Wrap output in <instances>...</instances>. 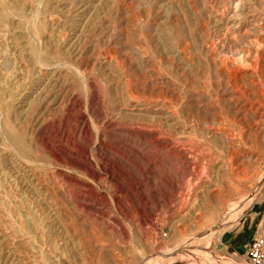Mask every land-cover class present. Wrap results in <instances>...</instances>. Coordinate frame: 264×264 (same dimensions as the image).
Masks as SVG:
<instances>
[{
	"label": "rangeland",
	"instance_id": "rangeland-1",
	"mask_svg": "<svg viewBox=\"0 0 264 264\" xmlns=\"http://www.w3.org/2000/svg\"><path fill=\"white\" fill-rule=\"evenodd\" d=\"M0 1V122L12 128L0 143V264H138L140 251L162 256L150 264H251L245 246L264 228V0ZM148 122L191 140L175 161L156 159L151 184L146 161L156 156L136 128ZM186 177L204 184L194 200ZM135 178L145 199L106 208L105 190ZM250 189L216 243L191 242ZM84 192L108 214L80 210ZM24 213L33 225L20 230Z\"/></svg>",
	"mask_w": 264,
	"mask_h": 264
},
{
	"label": "bare ground",
	"instance_id": "bare-ground-1",
	"mask_svg": "<svg viewBox=\"0 0 264 264\" xmlns=\"http://www.w3.org/2000/svg\"><path fill=\"white\" fill-rule=\"evenodd\" d=\"M207 1V0H206ZM215 1V0H214ZM213 1V2H214ZM1 2V1H0ZM6 4V3H5ZM233 5V4H232ZM235 5H237V4H235ZM29 6V5H28ZM209 6V5H208ZM243 6V5H242ZM217 7V6H216ZM227 7H228V5H227ZM194 8V7H193ZM237 9V8H236ZM240 9V8H239ZM243 11V10H242ZM235 12V11H234ZM233 12V13H234ZM215 13V12H214ZM240 13V12H239ZM233 15V14H232ZM238 15V14H237ZM241 15V14H240ZM239 15V16H240ZM227 16V15H226ZM242 16V15H241ZM253 16V15H252ZM249 17V16H248ZM228 18V17H227ZM230 18V17H229ZM260 19V18H259ZM222 20V19H221ZM17 21V20H16ZM222 22H223V20H222ZM222 22H221V24H222ZM235 22V21H234ZM245 22V21H244ZM231 23V22H230ZM238 23V22H237ZM241 23V22H240ZM220 24V25H221ZM224 25H228L229 24V22H228V20H225L224 21V23H223ZM243 24V23H242ZM249 24V23H248ZM219 26V25H218ZM229 26V25H228ZM230 26L234 29V30H241V29H243L244 28V26H243V28H241V27H239L238 26V24L236 25L235 23H232V25L230 24ZM229 26V27H230ZM242 26V25H241ZM225 28H226V26H224ZM221 28V27H220ZM224 28V29H225ZM223 29V30H224ZM244 29H246V28H244ZM255 29V28H254ZM262 29V28H261ZM264 29V28H263ZM247 30V29H246ZM225 31V30H224ZM242 31V30H241ZM240 31V32H241ZM230 32V31H229ZM232 32V31H231ZM234 32V31H233ZM223 33V32H222ZM239 33V32H238ZM246 33V32H245ZM242 34V33H241ZM233 35V34H232ZM244 36V35H243ZM246 36V35H245ZM218 38V37H217ZM232 40V39H231ZM260 40V39H259ZM38 43H39V41H38ZM232 44V43H231ZM41 46V45H40ZM42 47V46H41ZM30 48V47H29ZM259 48V47H258ZM144 49V48H143ZM31 50V49H30ZM40 50H42V49H40V48H36V55H37V57H38V60H39V56H40ZM205 51V50H204ZM263 51V50H262ZM143 52V51H142ZM225 53V52H224ZM223 53V54H224ZM241 53V52H240ZM225 55V54H224ZM243 57H244V54H243ZM74 58V57H73ZM237 58V57H236ZM258 58V57H257ZM239 59V58H238ZM243 60V59H242ZM151 62V61H150ZM226 62V61H225ZM229 62V61H228ZM221 63V62H220ZM236 63V62H235ZM222 64V63H221ZM225 64V63H224ZM227 64V63H226ZM231 64L232 63H230L229 65L231 66ZM10 66V65H9ZM181 66V65H180ZM225 66V65H224ZM232 66H233V64H232ZM155 67V66H154ZM228 67V66H227ZM234 67H235V65H234ZM47 69L46 67H44V65L40 62V60H39V66H38V72H40V71H42L43 69ZM222 69H223V67H222ZM225 69V68H224ZM3 70V69H2ZM7 70H8V68H7ZM6 70V71H7ZM59 70V69H58ZM226 70V69H225ZM6 71H5V73H6ZM47 71V70H46ZM33 72H34V70H33ZM224 72V71H223ZM5 73H3V74H5ZM42 73V72H41ZM43 74V73H42ZM228 74H229V76L233 79V81L236 83L237 82V79H238V71L234 68V69H232V70H230L229 71V69H228ZM7 76V75H6ZM75 76V75H74ZM162 76V75H161ZM5 77V76H4ZM4 77H3V79H4ZM1 78H2V76H1ZM1 78H0V80H1ZM56 79V78H55ZM231 79V80H232ZM7 80V79H6ZM161 80V79H160ZM165 81V80H164ZM189 84V83H188ZM228 84H229V82H228ZM237 85H238V82H237ZM84 86H85V89L87 88V86H86V83H84ZM232 86V85H231ZM230 86V87H231ZM1 88V87H0ZM16 88V87H15ZM41 88V87H40ZM3 89V88H2ZM25 90V89H24ZM132 90V89H131ZM233 90V89H232ZM237 91H238V89H236ZM2 91V90H1ZM23 91V90H22ZM40 91V90H39ZM4 92V91H3ZM18 92V91H17ZM20 92H21V90H20ZM20 92H18L19 94H20ZM25 92V91H24ZM27 92V91H26ZM38 92V91H37ZM233 92V91H232ZM245 92H247V90L245 91ZM244 92V93H245ZM261 92V91H260ZM5 93V92H4ZM12 93V92H11ZM23 93V92H22ZM30 93V92H29ZM129 93V92H128ZM241 93V92H240ZM249 93V92H248ZM247 93V94H248ZM256 93V92H255ZM254 93V94H255ZM257 93H259V92H257ZM168 94V93H167ZM236 94V93H235ZM21 95V94H20ZM19 95V96H20ZM26 95V94H25ZM238 95V94H237ZM253 95V94H252ZM262 95V94H261ZM54 96V95H53ZM246 96V95H245ZM249 96V95H248ZM254 96V95H253ZM257 96H258V94H257ZM6 97H7V95H0V114H1V116L3 117V113L5 112V110H6V108H4V106H3V101L2 100H5L6 101ZM24 97V96H23ZM29 97H31V96H29ZM33 97V96H32ZM259 97H261V96H259ZM263 97V96H262ZM235 98V97H234ZM252 98V97H251ZM17 99H18V96H17ZM32 99V98H31ZM236 99V98H235ZM11 100V99H10ZM247 100V99H246ZM263 100V99H262ZM27 101V100H26ZM133 101V100H132ZM147 101V100H146ZM248 101V100H247ZM259 101L261 102V100L259 99ZM264 101V100H263ZM262 101V102H263ZM23 102V101H22ZM138 102H139V100H138ZM251 102V101H250ZM253 103H254V101H252ZM146 103V102H145ZM149 103V102H148ZM147 103V104H148ZM252 103V104H253ZM137 104V103H136ZM146 104V105H147ZM256 104V103H255ZM47 105V104H46ZM45 105V106H46ZM247 105V104H246ZM86 106H87V108H88V106H89V102H88V96H87V102H86ZM258 107H259V105H257ZM256 106V107H257ZM121 107V106H120ZM257 107V108H258ZM263 107V106H262ZM245 108H247L246 106H245ZM45 109V108H44ZM249 110H250V108H249ZM258 110V109H257ZM256 110V111H257ZM8 111V110H7ZM243 111H244V109H243ZM251 111V110H250ZM256 111H253V113L254 112H256ZM262 111H264V110H262ZM42 112V111H41ZM245 112V111H244ZM126 113V112H125ZM261 113V112H260ZM263 113V112H262ZM257 114V113H256ZM175 115V114H174ZM261 116H262V114H260ZM158 116V115H157ZM256 116H259V115H256ZM163 118V117H162ZM165 118V117H164ZM154 119V118H153ZM175 119V118H174ZM1 120V119H0ZM41 120V119H40ZM177 120V119H176ZM160 121V120H159ZM162 122V121H161ZM164 122V121H163ZM39 123V122H38ZM37 124V123H36ZM110 124V123H109ZM165 124H166V122H165ZM135 125V124H134ZM65 124H63V125H61V129H62V132L60 133L61 135H64V132H63V130H64V128H65ZM163 126V125H162ZM158 122H148V123H139L137 126H136V128L138 129V130H142L143 132H145L146 133V135H141V137L139 138L140 140H142V143H143V145H146L147 147L146 148H148V149H150V151L152 150L153 152H154V154H155V158H152V159H149V160H147L146 161V164H147V169H150V172H148V173H146V175H147V180H149V183L150 182H153L154 180H157L158 179V177L155 175V173L152 171V169H151V167L152 166H155V164L157 163H155V161H156V159H159L162 155H164L165 154V156H167V157H169L170 159L169 160H171V161H175V159L177 158V156L178 155H180V151L178 150V148H180L181 146H190L189 144H191L190 143V139L189 138H187L186 136H183V135H178V134H172V133H170V132H168L167 130H164L163 129V127H162ZM39 127V126H38ZM37 127V128H38ZM41 127V126H40ZM130 128H132L131 126H129ZM128 127V128H129ZM256 127V126H255ZM135 128V127H134ZM259 128V127H258ZM12 129V128H11ZM10 129V130H11ZM10 130L7 128V127H5V126H3L2 124H1V122H0V143H3V144H7L8 143V140L9 139H7L8 137H7V135L9 134L10 135ZM17 130V129H16ZM12 131H15L14 129L12 130ZM38 131V130H37ZM74 131H76V129L74 130ZM134 131V130H133ZM79 132H80V130H79ZM131 132H132V130H131ZM75 133V132H74ZM133 133V132H132ZM219 133H220V131H219ZM95 134H96V137L98 138L99 137V135H100V132H99V130H98V127H95ZM224 135V134H223ZM66 137V136H65ZM100 139V138H99ZM134 139H135V137H134ZM65 140H67V138L65 139ZM139 141V140H138ZM193 141V140H192ZM140 142V141H139ZM23 144V143H22ZM46 144V143H45ZM138 144V143H137ZM15 146H16V144H15ZM197 146V145H196ZM73 147V146H72ZM197 147H199V146H197ZM202 147V146H201ZM4 148H7L6 146H4ZM9 148V147H8ZM7 148V149H8ZM74 148V147H73ZM183 148V147H182ZM50 149V148H49ZM101 149V148H100ZM186 149V148H185ZM205 149V148H204ZM181 150V149H180ZM187 150V149H186ZM194 150V149H193ZM196 150H198V149H196ZM202 150V149H201ZM200 150V151H201ZM7 151V150H6ZM15 152H16V154H18V151H16V150H14ZM182 151L184 152V150L182 149ZM199 151V152H200ZM204 151V150H203ZM8 152V151H7ZM5 152H3V154H4ZM10 153V152H9ZM204 153V152H203ZM206 153V152H205ZM1 154V153H0ZM6 154V153H5ZM52 154V153H51ZM138 155V154H137ZM210 156H211V154H209ZM22 156V155H21ZM203 156V155H202ZM6 157V156H5ZM179 157V156H178ZM184 157V156H183ZM195 157V156H194ZM207 157H209V156H207ZM236 157V156H235ZM9 158H11L10 156H9ZM15 158V157H14ZM200 158V157H199ZM206 158V157H205ZM211 158V157H210ZM216 158V157H215ZM194 159H197V157L196 158H194ZM220 159V158H219ZM234 159V158H233ZM248 159V158H247ZM11 160V159H10ZM58 160V159H57ZM101 160V159H100ZM162 160V159H161ZM167 160H168V158H167ZM183 160H184V158H183ZM186 160V159H185ZM199 160V159H198ZM214 160V159H213ZM17 161V160H16ZM49 161H51V160H49ZM158 161V160H157ZM171 161H170V164H171ZM182 161V160H181ZM238 161V160H237ZM19 161H17V163H18ZM40 162V161H39ZM48 162V161H47ZM159 162H161V161H159ZM190 162H191V160H190ZM204 162V161H203ZM209 162H210V160H209ZM213 162V161H212ZM229 162V161H228ZM249 162V161H248ZM13 163V162H12ZM11 163V164H12ZM163 163V162H162ZM175 163V162H174ZM176 163H178V162H176ZM195 163V165H196V162H194ZM205 163V162H204ZM220 163H221V161H220ZM238 163V162H237ZM242 163V162H241ZM24 164V163H23ZM173 164V163H172ZM191 164H193L192 162H191ZM218 164V163H217ZM229 164V163H228ZM182 165H185L183 168V171H182V173H181V175H182V177L183 176H185L186 175V173H187V171H189V165L187 164V162H182ZM199 165V164H198ZM48 166H53V165H51V164H48ZM166 166H168L167 164H166ZM173 166V165H172ZM205 166V165H204ZM203 166V167H204ZM242 166V165H241ZM156 167H157V165H156ZM177 166H175V168H176ZM194 167V166H193ZM203 167H201V168H203ZM26 167H24V169H25ZM101 168H103V167H101ZM172 168H174V167H172ZM191 168H192V166H191ZM195 168V167H194ZM201 168H198V169H201ZM228 168V167H227ZM73 169V168H72ZM204 169V168H203ZM8 170V169H7ZM29 170H30V168H29ZM178 170V169H177ZM239 170V169H238ZM241 170V169H240ZM25 171V170H24ZM144 171V170H143ZM11 172V171H10ZM195 172H196V170H195ZM197 172H199V171H197ZM216 172V171H215ZM238 172V171H237ZM241 172H242V170H241ZM15 173V172H14ZM106 173V177H108L109 179H111V180H113V178H114V175L111 173V171H107V172H105ZM141 174H143V172L141 171L140 172ZM145 173V172H144ZM66 174V173H65ZM145 175V176H146ZM180 175V176H181ZM200 175V174H199ZM15 176V175H14ZM179 176V177H180ZM196 176V175H195ZM209 176V175H208ZM5 177V176H4ZM67 177V176H66ZM141 177V176H140ZM178 177V178H179ZM230 177H231V175H230ZM119 178V177H118ZM181 178V177H180ZM193 178V177H192ZM192 178H188L187 179V177L185 178L186 180H188V183H189V185H191L192 186V192H191V200H194L195 198H197V196H198V194H200V193H203V191H204V184L202 183V181H200V179H199V181H197V182H195L194 184L192 183V182H194V181H192ZM263 178H264V171H263V173H261L260 175H258L257 176V183H261V181L263 180ZM18 179V178H17ZM65 179V178H64ZM142 179V178H141ZM140 178H135L134 179V183H133V185H132V187L131 188H127V187H123V186H119V187H117V189L115 190V192H110L109 190H105V195L106 196H108L107 197V199H106V203H107V206H106V208H114V209H116V210H119L117 207H116V203H117V201L119 200V198H121V197H123V198H127L128 196H132V197H134V198H136L137 200H139V201H142V200H144L145 199V195H144V191L145 190H143L142 189V186H143V184H144V182H143V180H141ZM254 179H255V177H254ZM16 180V179H15ZM63 180V179H62ZM66 180V179H65ZM146 180V181H147ZM196 180V179H195ZM198 180V179H197ZM206 180V179H205ZM65 182V184L63 185L64 187H62L64 190H65V192L68 194V196H72V186H73V182H74V180L73 179H69V180H67V181H64ZM64 182H62V183H64ZM204 182V181H203ZM61 183V184H62ZM11 184V183H10ZM14 184V183H13ZM151 184V183H150ZM247 184V183H246ZM262 184V183H261ZM84 185V184H83ZM88 185V184H87ZM248 185V184H247ZM62 186V185H61ZM60 186V187H61ZM251 186V185H250ZM4 189V188H3ZM208 189V188H207ZM3 191V190H2ZM90 191H92V190H90ZM213 192V191H212ZM254 192V191H253ZM153 194L155 195L156 194V191L155 190H153ZM79 195V194H78ZM202 196V195H201ZM67 197V196H66ZM97 197V196H96ZM253 197H254V195H252V192H251V189L249 190V195L247 196L246 195V197H243L242 199H241V197L239 198V199H241V200H238L233 206H231L229 209H226V210H224V212L223 213H221L219 216H217V218H215L213 221H211L206 227H204V228H202L198 233H196L195 234V236L193 235V236H191V237H189V238H191L192 239V241L191 242H193V241H197V238H200L199 239V241L200 240H202V239H204V240H208V242L210 241V240H214V242L216 243L217 242V240H219L218 238H219V236H220V233H222L225 229H226V226H227V224L228 223H230V222H232V221H234L236 218H237V216H239V214L240 213H242V211L245 209V208H247L250 204H251V201L253 200ZM82 201H84V203H81V202H76V204H77V206L80 208V210H82V211H84V212H86L87 214H89V215H92V216H105L106 215V213H107V210L106 209H104V208H101V207H99V206H97L96 205V201L95 200H97V199H93V197H92V195H89V192H88V194H86L85 192L82 194V195H80V197H79ZM71 198H69V200H70ZM51 200V199H50ZM78 200V199H77ZM77 200H75V201H77ZM7 201V200H6ZM74 201V200H73ZM99 201V200H98ZM5 202V201H4ZM19 202V201H18ZM31 202V201H30ZM65 202V201H64ZM92 202H94V203H92ZM21 202H19V203H17V204H20ZM66 203V202H65ZM53 204V203H52ZM73 204H75L74 202H73ZM100 204V203H99ZM105 204V203H104ZM233 204V203H232ZM55 205V204H54ZM54 205H53V208L55 209V207H54ZM106 205V204H105ZM18 206V205H17ZM31 206H33V205H31ZM45 206V205H44ZM206 206V205H205ZM11 207V206H10ZM35 207V206H34ZM12 208V207H11ZM76 208V207H75ZM49 209V208H48ZM47 209V210H48ZM57 210V209H56ZM78 210V209H77ZM77 210H75V211H77ZM10 211H12V210H10ZM36 211V210H35ZM40 211V210H39ZM110 211V210H109ZM49 212V211H48ZM58 212V211H57ZM30 213V212H29ZM33 213V212H32ZM40 213V212H39ZM47 213V212H46ZM117 213H119V212H117ZM211 213V212H210ZM15 214V213H14ZM22 214V213H21ZM31 214V213H30ZM55 214H57L56 213V211H55ZM54 214V215H55ZM108 214V213H107ZM213 214V213H212ZM34 215V214H33ZM33 215H32V217H33ZM37 215V214H36ZM53 215V216H54ZM17 216V215H16ZM15 216V217H16ZM30 216V218H31V215H29ZM40 216V215H39ZM20 217V219H19V229L20 230H23V229H25V228H27L29 225H33V222L32 221H30V218L28 217V215L27 216H25V213H24V215H20L19 216ZM56 217V216H55ZM2 219V218H1ZM100 221V220H99ZM17 223V224H18ZM13 224V223H12ZM14 226H15V224H14ZM44 226H45V224H44ZM91 227V226H90ZM112 227V226H111ZM1 229V228H0ZM7 229V228H6ZM111 230V229H110ZM10 231H12V230H10ZM10 231H9V233H10ZM5 232L7 233V231L5 230ZM8 233V234H9ZM17 233V232H16ZM6 237L8 236V235H5ZM13 236H14V232H13ZM12 236V234H11V237H13ZM15 237V236H14ZM13 237V238H14ZM2 238V237H1ZM0 238V239H1ZM202 238V239H201ZM5 239V238H4ZM8 239V238H7ZM10 239V238H9ZM17 239H18V237H17ZM12 240V239H11ZM10 240V241H11ZM14 240V239H13ZM19 240V239H18ZM25 240V239H24ZM26 240H28V239H26ZM77 240V239H76ZM17 241V240H16ZM20 241V240H19ZM187 241V240H186ZM198 241V242H199ZM5 242V241H4ZM11 242H14V241H11ZM24 241H22V243H23ZM53 242H55V241H53ZM52 242V240H51V244L53 243ZM204 242V241H203ZM6 243H7V241H6ZM19 243H21V242H18V244ZM55 244V243H54ZM57 244V243H56ZM60 244V243H59ZM8 245V244H7ZM12 246H14V244L12 245ZM55 246V245H54ZM57 246V245H56ZM7 247V246H6ZM53 247V246H52ZM9 248H11V246L9 247ZM6 249V248H5ZM13 249V248H12ZM179 249H181V247H179ZM190 250V249H189ZM10 251V250H9ZM13 251V250H12ZM179 252V251H178ZM6 253V252H5ZM13 253V252H12ZM12 253H11V255H12ZM184 253V252H183ZM8 254V253H7ZM173 254V253H172ZM182 254V253H181ZM147 255V253L146 252H144V251H140L139 252V262H138V264H150V263H153V262H155L156 260H158V259H160L162 256H160V257H157V256H154V255H152V257H147L146 256ZM150 255V254H149ZM56 256V255H55ZM144 256H146V258H144ZM165 256V255H164ZM167 256V255H166ZM170 256V255H169ZM177 255H175V257H176ZM5 257V256H4ZM195 258V257H194ZM4 259V258H3ZM9 260H10V258H8ZM7 259V260H8ZM52 259V258H51ZM217 259V258H216ZM6 262V261H5ZM8 262V261H7ZM166 262V261H165ZM222 264V263H221Z\"/></svg>",
	"mask_w": 264,
	"mask_h": 264
},
{
	"label": "built area",
	"instance_id": "built-area-1",
	"mask_svg": "<svg viewBox=\"0 0 264 264\" xmlns=\"http://www.w3.org/2000/svg\"><path fill=\"white\" fill-rule=\"evenodd\" d=\"M247 260L251 264H264V228H257L245 246Z\"/></svg>",
	"mask_w": 264,
	"mask_h": 264
}]
</instances>
